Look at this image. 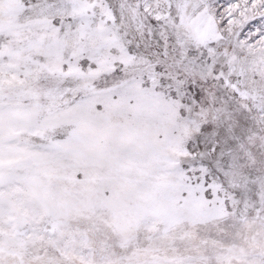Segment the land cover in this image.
Here are the masks:
<instances>
[{
	"label": "snow or ice",
	"instance_id": "obj_1",
	"mask_svg": "<svg viewBox=\"0 0 264 264\" xmlns=\"http://www.w3.org/2000/svg\"><path fill=\"white\" fill-rule=\"evenodd\" d=\"M0 264H264V0H0Z\"/></svg>",
	"mask_w": 264,
	"mask_h": 264
}]
</instances>
